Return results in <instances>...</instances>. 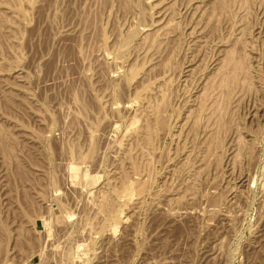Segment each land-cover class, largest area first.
<instances>
[{"label": "rangeland", "instance_id": "374dc122", "mask_svg": "<svg viewBox=\"0 0 264 264\" xmlns=\"http://www.w3.org/2000/svg\"><path fill=\"white\" fill-rule=\"evenodd\" d=\"M0 264H264V0H0Z\"/></svg>", "mask_w": 264, "mask_h": 264}, {"label": "bare ground", "instance_id": "6f19581e", "mask_svg": "<svg viewBox=\"0 0 264 264\" xmlns=\"http://www.w3.org/2000/svg\"><path fill=\"white\" fill-rule=\"evenodd\" d=\"M229 63H230V62H229ZM229 63H228V64H229ZM240 65H241V64H240ZM236 66H237V64H236ZM236 66H235V67H236ZM238 68H239V66H238ZM3 147H4V146H3Z\"/></svg>", "mask_w": 264, "mask_h": 264}]
</instances>
